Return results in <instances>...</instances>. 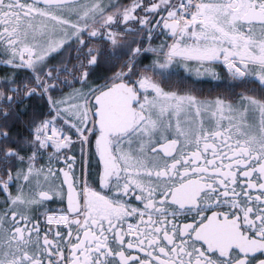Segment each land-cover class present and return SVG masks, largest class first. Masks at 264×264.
Here are the masks:
<instances>
[{
    "label": "snow or ice",
    "instance_id": "6c2138e0",
    "mask_svg": "<svg viewBox=\"0 0 264 264\" xmlns=\"http://www.w3.org/2000/svg\"><path fill=\"white\" fill-rule=\"evenodd\" d=\"M0 264H264V0H0Z\"/></svg>",
    "mask_w": 264,
    "mask_h": 264
}]
</instances>
